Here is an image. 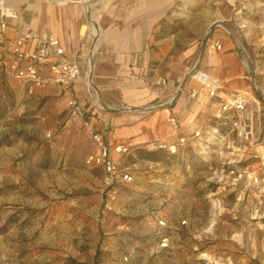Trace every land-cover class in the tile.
<instances>
[{"label":"rangeland","instance_id":"rangeland-1","mask_svg":"<svg viewBox=\"0 0 264 264\" xmlns=\"http://www.w3.org/2000/svg\"><path fill=\"white\" fill-rule=\"evenodd\" d=\"M113 1L42 2L56 12L77 6L84 38L89 25L84 9L91 6L101 27ZM165 1L169 8L157 33L165 40L149 44L148 69L157 70L166 84L197 89L188 73L215 53H206V41L212 25L222 22L251 53L247 64L256 65V94L264 97V0ZM96 54L80 59L77 96L89 117L94 111H126L119 96L97 86ZM178 94L188 100L186 93ZM194 100L186 102L187 113L179 119L184 125L195 109H203L202 96ZM195 122L208 142L186 140L178 154L138 147L120 157V170L133 180L117 186L106 209L102 170L85 164L95 146L70 116L60 89L51 85L23 95L1 71L0 264H264V195L226 178L228 167L252 160L216 120L200 112ZM213 128L227 133L226 139L209 135ZM159 220L165 226L159 227ZM163 237L169 239L165 250L159 249Z\"/></svg>","mask_w":264,"mask_h":264},{"label":"crops","instance_id":"crops-1","mask_svg":"<svg viewBox=\"0 0 264 264\" xmlns=\"http://www.w3.org/2000/svg\"><path fill=\"white\" fill-rule=\"evenodd\" d=\"M42 1L50 3L52 0ZM42 1L7 0L6 5L19 10L23 23L37 25L57 38L66 54L73 56L85 41L80 35L77 6H68L56 12L50 10ZM57 1L59 5H63L69 0ZM168 8L169 4L165 0H114L102 17L101 27L99 26L100 36L94 40L97 41V45L92 47V44H85L81 49L80 59L85 55H89L90 58L97 52L96 78L99 81L97 86L107 87L126 105V111L121 113L111 112L103 115L94 111L91 113L93 117H89L93 127L103 135L113 157L115 155L112 149L119 144L127 145L130 152L133 148L145 147L150 141L165 140L175 143L181 136L191 141L192 145L208 142V139H211L208 136H206L208 138H194V134L201 133L203 127L196 124V116L201 112L207 120L211 118L218 122L219 111L216 104L206 96H202L203 109H195L191 114V122L187 125L182 124L179 119L187 113L186 102L188 104L189 101L195 100L190 97L186 100L185 97L180 96L176 92L175 83L168 82L166 86L157 85V80L161 78L160 73L146 66L148 46L151 41L154 40L155 44L160 45L164 43V37L158 38L157 33L158 25ZM19 33L20 25L11 21L5 33L0 34V60L8 55ZM217 33L219 32H213L206 44L220 43L222 50L208 56L197 69L221 80L222 89L219 96L222 99H227L237 90L251 93L253 85L257 84L255 81L257 67L247 64V62L252 63L251 53L248 52L247 66L244 67L240 54L233 45L238 41L234 37L228 38ZM239 64L241 72L238 70ZM104 82L106 86L101 85ZM172 96L174 97L172 102L166 104L168 98ZM150 106L157 108L154 111L140 113ZM108 110L114 109L108 108ZM170 117L177 121L178 130H175L169 122ZM216 131V128L211 129L212 134L209 135L218 137Z\"/></svg>","mask_w":264,"mask_h":264},{"label":"built area","instance_id":"built-area-1","mask_svg":"<svg viewBox=\"0 0 264 264\" xmlns=\"http://www.w3.org/2000/svg\"><path fill=\"white\" fill-rule=\"evenodd\" d=\"M20 25V33L12 43L8 55L0 60V70L14 79L18 84V92L23 95L32 96L35 91L42 90L48 86H55L63 93L66 106L72 118L79 121L88 139L95 146L96 152L86 157V165H96L102 170L103 195L105 196L104 208L109 209L111 201L115 199L116 189L119 184L131 183L132 176L120 170L119 158L129 154L127 145L119 144L113 147L114 157L111 156L108 146L105 144L103 135L94 127L88 116L89 109H85L80 102L75 89L79 79L82 65L80 63L81 49L85 44H92L95 38L88 31L84 34V43L80 50L73 56L66 54L60 41L49 35L43 28L23 23L19 10L13 6H7L4 0H0V34H4L9 22ZM213 32L231 38L230 31L226 26L217 22L213 25ZM238 50L241 61L246 67L248 52L245 47L237 42L233 43ZM220 43L206 44V53L220 52ZM189 82H194L197 89L188 86H178L177 93H186L191 99L206 96L207 99L216 104L219 111L218 125L227 128L234 137L232 144L242 148V156L251 159L252 162L243 167H228L226 178L230 185H244L264 195V97L256 94L258 85H253V93L245 91H234L227 99H222L219 94L222 82L216 77L209 76L201 69L193 67L188 73ZM157 85L166 86V80L159 78ZM87 95L92 98L87 76ZM170 97L166 104L172 102ZM97 110L101 109L99 104L93 105ZM156 106H150L140 113L156 110ZM175 130L179 129L177 121L169 118ZM217 139L222 142L227 133L216 131ZM195 139L202 138L200 132L194 134ZM185 137H178L175 143L165 140L150 141L146 143L145 149L149 152L165 151L170 154L179 152L185 147ZM207 147V146H206ZM184 224V222H181ZM158 226H165L164 221L159 220ZM169 247V239L163 237L159 240V249L165 250Z\"/></svg>","mask_w":264,"mask_h":264},{"label":"bare ground","instance_id":"bare-ground-1","mask_svg":"<svg viewBox=\"0 0 264 264\" xmlns=\"http://www.w3.org/2000/svg\"><path fill=\"white\" fill-rule=\"evenodd\" d=\"M106 3H107V0H106ZM90 7L84 9L85 13L89 16V20H88L89 25L87 26V29H88L89 33L93 34L95 37H99L101 31H100V27H99V23H98V18L93 14V12L90 11ZM93 53L94 52H92V54Z\"/></svg>","mask_w":264,"mask_h":264},{"label":"trees","instance_id":"trees-1","mask_svg":"<svg viewBox=\"0 0 264 264\" xmlns=\"http://www.w3.org/2000/svg\"><path fill=\"white\" fill-rule=\"evenodd\" d=\"M149 152V151H148ZM153 152H161V151H153ZM179 152H176L175 154H178Z\"/></svg>","mask_w":264,"mask_h":264}]
</instances>
